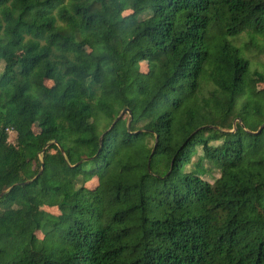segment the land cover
Wrapping results in <instances>:
<instances>
[{
    "label": "trees",
    "instance_id": "obj_1",
    "mask_svg": "<svg viewBox=\"0 0 264 264\" xmlns=\"http://www.w3.org/2000/svg\"><path fill=\"white\" fill-rule=\"evenodd\" d=\"M251 78L264 0H0V264H264Z\"/></svg>",
    "mask_w": 264,
    "mask_h": 264
},
{
    "label": "rangeland",
    "instance_id": "obj_2",
    "mask_svg": "<svg viewBox=\"0 0 264 264\" xmlns=\"http://www.w3.org/2000/svg\"><path fill=\"white\" fill-rule=\"evenodd\" d=\"M127 14H130L129 11H126L124 13V15H127ZM245 39L244 38H240L239 40H232V42L237 45L238 47H241L242 46V42L244 41ZM88 50H84V52H82V56L85 57L87 54H88ZM256 66V64L254 62L251 63V66H250V73L253 72V69L254 67ZM148 71V68H147V64L145 62H142L140 64V72L142 73H147ZM50 85V83H49ZM249 89L253 92H256V91H264V85L262 83H260L257 79L255 78H251L250 81H249ZM34 132H37V129L35 128L34 129ZM15 140V133L10 131L9 132V138H8V141L9 143H13ZM50 151H54V149H51ZM197 160V156H195L193 159H192V162H196ZM188 172L189 170H191L189 167H187L186 169ZM219 176L218 173H214L213 176H204L203 178L205 180H207L209 183H213L214 182V179H216L217 177ZM98 186V181L96 179H93L91 180L90 182H88L85 187L88 188V189H94ZM40 209L48 214H52V215H58L59 212H58V208L55 207V206H50V205H41L40 206ZM36 236L38 239H42L43 238V234L41 232H37L36 233Z\"/></svg>",
    "mask_w": 264,
    "mask_h": 264
},
{
    "label": "water",
    "instance_id": "obj_3",
    "mask_svg": "<svg viewBox=\"0 0 264 264\" xmlns=\"http://www.w3.org/2000/svg\"><path fill=\"white\" fill-rule=\"evenodd\" d=\"M126 112V110H124L122 113H121V115L118 117V119L124 114ZM264 129V124L258 129V131H257V133H260L262 130ZM3 195V193L0 195V196H2Z\"/></svg>",
    "mask_w": 264,
    "mask_h": 264
}]
</instances>
